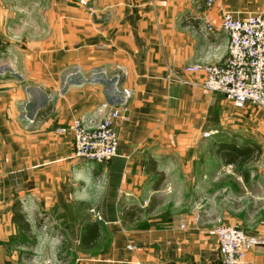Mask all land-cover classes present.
Here are the masks:
<instances>
[{
    "label": "crops",
    "instance_id": "obj_1",
    "mask_svg": "<svg viewBox=\"0 0 264 264\" xmlns=\"http://www.w3.org/2000/svg\"><path fill=\"white\" fill-rule=\"evenodd\" d=\"M16 1L0 0V264H222L215 224L198 221L196 204L183 209L184 193L197 194L202 182L218 183V194H231L236 180L263 187V157L245 166V182L213 145L264 147L247 139L246 126L231 135L245 114L185 68L225 61L223 13L264 12V0H48L42 25L34 17L25 33ZM123 88L132 97L115 125L117 156L76 158L73 134L60 129L103 102L116 105ZM17 200L31 236L13 221ZM124 208L138 216L126 221ZM256 209L254 225H239L264 235V204ZM159 210L162 218L152 217ZM241 212L247 219L246 206ZM94 221L100 235L85 246ZM45 223L53 234L43 240ZM246 264H264V246Z\"/></svg>",
    "mask_w": 264,
    "mask_h": 264
},
{
    "label": "built area",
    "instance_id": "obj_2",
    "mask_svg": "<svg viewBox=\"0 0 264 264\" xmlns=\"http://www.w3.org/2000/svg\"><path fill=\"white\" fill-rule=\"evenodd\" d=\"M215 1L206 0V5L211 6ZM221 28L229 40V57L221 63L191 64L185 72L201 73L206 90L222 93L238 108L248 104L264 109V12L239 18L225 11ZM120 93L122 98L116 105L103 102L92 114L76 119L69 129H60L61 133L73 134L76 158L105 164L117 156L120 138L115 125L126 119L132 97L128 88ZM90 212L96 219H102L98 209L92 208ZM47 226L45 223L42 228ZM215 233L222 264H246V254L257 246H264V235L249 234L235 226L219 224Z\"/></svg>",
    "mask_w": 264,
    "mask_h": 264
},
{
    "label": "rangeland",
    "instance_id": "obj_3",
    "mask_svg": "<svg viewBox=\"0 0 264 264\" xmlns=\"http://www.w3.org/2000/svg\"><path fill=\"white\" fill-rule=\"evenodd\" d=\"M9 1V0H8ZM16 1V0H15ZM18 3V1H16ZM22 2V29L25 32L30 30L32 19H38V24L42 25V15L45 14L46 9L48 7V0H21ZM13 12V6L10 9ZM20 11V10H19ZM14 13V12H13ZM20 13V12H15ZM41 21V22H40ZM45 24V23H44ZM233 104V103H232ZM248 105V104H247ZM239 108L240 113L245 114L244 116H240L242 120L240 122L236 120L234 123H231L232 126L235 125L236 128H232L231 135L234 137L238 135L239 130L238 126L247 128V139H254L257 137L262 142L264 147V109L257 106H247ZM245 124V125H244ZM204 157H207L204 156ZM264 158V150L259 157V159ZM216 170H218V166H215ZM256 169L262 168L263 166H254ZM235 170V169H234ZM217 172V171H216ZM235 173V172H234ZM237 173V172H236ZM235 173V174H236ZM238 174V173H237ZM232 193L224 194L225 192H221L218 194V191L215 193L211 192L212 188L218 185L216 183H200L198 193L190 197L186 193H184V205L183 209L185 210H195L193 206L196 204L198 209L196 208L195 212L198 216V221H209L210 223L215 224L216 226L219 224L231 225L235 227L242 228L241 224L245 220L248 223L254 225L255 218L261 215L256 209V206L260 203L264 204V198L261 200L259 198H255L254 196L264 192L263 187L258 186L255 183H245L244 186L240 180L232 181ZM201 186V187H200ZM217 188V187H216ZM186 194V195H185ZM259 203V204H258ZM189 204L192 206L190 209ZM242 206H246L249 210L250 214L246 219L245 214H243ZM188 208V209H187ZM251 210V211H250ZM263 213V212H262ZM154 218H162V210L157 211V213L152 214ZM41 238L43 240L51 236L53 234L52 226L48 223L46 229H41ZM47 264H51L50 262H46Z\"/></svg>",
    "mask_w": 264,
    "mask_h": 264
},
{
    "label": "trees",
    "instance_id": "obj_4",
    "mask_svg": "<svg viewBox=\"0 0 264 264\" xmlns=\"http://www.w3.org/2000/svg\"><path fill=\"white\" fill-rule=\"evenodd\" d=\"M213 148L217 156H219L224 163L232 164L235 167V171L244 179L245 182H247L249 178V174L245 169V166L258 160L262 153L261 146L254 142H248L247 144L242 145H239L236 141L215 143ZM152 210L153 206H150L148 211L150 212ZM12 212L13 221L18 225L20 231L28 236H31V226L28 221L27 214L23 210L19 200L15 201L13 204ZM123 216L126 221L133 220L136 216H138V213H136V210L131 211L124 208ZM100 232L99 221L89 223L85 228L83 236L84 245L89 246L91 242L98 238Z\"/></svg>",
    "mask_w": 264,
    "mask_h": 264
}]
</instances>
